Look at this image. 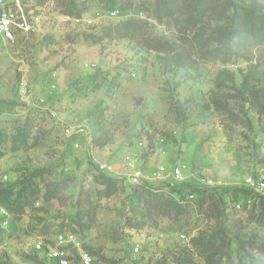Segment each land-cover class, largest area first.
Here are the masks:
<instances>
[{"label": "rangeland", "instance_id": "1", "mask_svg": "<svg viewBox=\"0 0 264 264\" xmlns=\"http://www.w3.org/2000/svg\"><path fill=\"white\" fill-rule=\"evenodd\" d=\"M24 1L49 20L14 47L0 41V264H58L48 243L61 233L95 264H264L260 197L246 186L264 183V0H218L203 18L201 0ZM83 6L82 23L63 18ZM126 20L173 49L98 38ZM136 158L138 186L126 175ZM101 164L117 171L108 196ZM177 165L214 186L148 218L136 187L170 196ZM69 260L81 264L76 250Z\"/></svg>", "mask_w": 264, "mask_h": 264}, {"label": "built area", "instance_id": "2", "mask_svg": "<svg viewBox=\"0 0 264 264\" xmlns=\"http://www.w3.org/2000/svg\"><path fill=\"white\" fill-rule=\"evenodd\" d=\"M47 6L38 4H27L24 0H0V41L6 45L14 47L20 40L29 39L32 36H36L42 32L44 25L47 23ZM117 13H112L116 15ZM63 18L70 20L69 16H64ZM75 23H82L83 18L75 19ZM133 79L137 77V73L133 72L130 75ZM23 92L26 93L27 89L24 88ZM82 131V130H81ZM70 136V133L67 130ZM78 146V144L76 145ZM143 142L139 143V148L142 149ZM138 148V146H137ZM126 170L130 172L126 173L132 182L136 186L140 184V181L144 178L143 171L141 167L138 166V159H131L127 164ZM164 173L166 170L161 169ZM98 172L102 175H112L117 174L115 167L111 164H101L98 167ZM187 167L185 165H177L171 168L168 177L173 178V185L186 186L188 184L198 187H211L214 186V182L209 179H202L200 183H192L186 175ZM8 177L6 176L5 179ZM246 186L252 187L257 194L264 195V183H258L251 176L246 178ZM195 195H190L188 197L189 201L195 200ZM241 209V205L236 206ZM48 243L49 256L52 260L56 261L58 264H70V253L71 250H76L81 259V264H95L94 259L91 255L83 250L82 243L78 238L72 233H61L58 234L54 239ZM43 244L40 242L37 244V248L40 249ZM135 252L140 251V247L136 246L134 248Z\"/></svg>", "mask_w": 264, "mask_h": 264}, {"label": "trees", "instance_id": "3", "mask_svg": "<svg viewBox=\"0 0 264 264\" xmlns=\"http://www.w3.org/2000/svg\"><path fill=\"white\" fill-rule=\"evenodd\" d=\"M218 0H201V2L197 3V9L198 13L200 14V18H203V15L205 11L214 5L218 4ZM37 4H40L37 3ZM41 5V4H40ZM87 13L86 7H80L76 11H72L71 13H65L64 15L69 16L71 18L80 19L83 18V16ZM262 24L264 25V18L262 19ZM247 30L254 34L257 30L256 25L253 21H250L249 25L247 26ZM115 32L118 35H121L124 38H135V36L138 34L140 37V43L143 48H145L147 51H154L158 53H165L169 50H172V46L163 41L161 38H159L157 35H154L152 33H147L146 28L140 21H134V20H126L121 21L117 23L116 25H111L108 28H104V31L102 32V35H100L99 39H104L107 36L111 34V32ZM105 32V33H104ZM99 177L103 178V180L108 181V187L106 190V196L111 195L112 193V187L116 186L118 184V180L111 179L108 177V175H100ZM175 187H172L168 191V194L170 196L164 197L163 190L157 189L155 186H148L146 183H143V185H140L139 187H136L137 190L145 189V193L148 194L147 199H142V194H137V198L140 202V200H143L141 203H143L144 212L150 218L149 216H161V217H170L173 216L175 212V206L176 203H182V201L188 200V197L190 195H195L197 197V194L195 192L201 191L203 189L202 187L198 186H178L174 185ZM183 189V190H181ZM188 189L189 192H185L184 190ZM135 190V192H137ZM33 195L34 191H32ZM260 211L258 215V219L260 222H264V195H260ZM202 202H206V197L202 198ZM31 203L26 202L25 205H29ZM89 212V213H88ZM177 213V212H176ZM86 216L91 218L90 216V210L88 209L86 211Z\"/></svg>", "mask_w": 264, "mask_h": 264}]
</instances>
